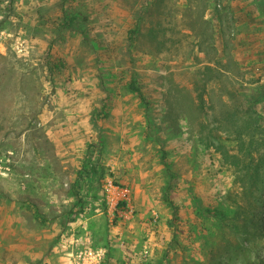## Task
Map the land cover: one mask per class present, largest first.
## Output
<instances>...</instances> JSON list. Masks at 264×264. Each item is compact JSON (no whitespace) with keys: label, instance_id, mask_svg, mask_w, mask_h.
I'll use <instances>...</instances> for the list:
<instances>
[{"label":"rangeland","instance_id":"374dc122","mask_svg":"<svg viewBox=\"0 0 264 264\" xmlns=\"http://www.w3.org/2000/svg\"><path fill=\"white\" fill-rule=\"evenodd\" d=\"M9 151L0 264H259L264 0H0Z\"/></svg>","mask_w":264,"mask_h":264},{"label":"trees","instance_id":"16d2710c","mask_svg":"<svg viewBox=\"0 0 264 264\" xmlns=\"http://www.w3.org/2000/svg\"><path fill=\"white\" fill-rule=\"evenodd\" d=\"M62 6H63L62 10L65 14L64 25L67 27H70V28L80 29L79 25L82 23V21L85 19V17H81L80 15L71 11L70 8H68V6H66L65 3H63ZM127 86L138 97V99L145 106L146 109L149 110L152 108V102L149 99V97L147 96V94L145 93L138 77L135 75L134 72H133L130 80L128 81ZM153 127H154V124H152L151 120L148 119V124L146 127V136L147 137H151ZM165 155H166V153L163 150V154H162V158H161L162 163L164 164V168L168 172L170 179H174L177 177V173L172 169V167H171L172 164H171V162H168L166 160ZM96 172H98L97 166L94 164H91V167H89V164L87 163L86 165H84L83 168H81L79 177L84 178L85 175H87L89 173H96ZM165 188H166V190L164 191V200L174 209V213L177 217L178 211H179V206L175 203L174 199L171 198V196L167 190V189L171 188V186H166ZM204 211L207 212L209 215L217 218V219H220V220H226L227 219V211L224 209H220V208L213 207V206H207L204 208ZM37 212H38V210H36V213ZM252 221H253L252 225L256 231L255 234L260 236V238L264 240V204L260 210V219L254 220V218H253ZM252 264H255V263H252ZM259 264H264V257H262L261 262Z\"/></svg>","mask_w":264,"mask_h":264},{"label":"built area","instance_id":"2783aa9c","mask_svg":"<svg viewBox=\"0 0 264 264\" xmlns=\"http://www.w3.org/2000/svg\"><path fill=\"white\" fill-rule=\"evenodd\" d=\"M13 152L9 151L8 154L0 155V177L8 176L11 173L12 167V155ZM107 188L109 190V198L110 202L113 205H116L120 198H122V194H124V190L119 186L113 184V182H109L107 184Z\"/></svg>","mask_w":264,"mask_h":264}]
</instances>
